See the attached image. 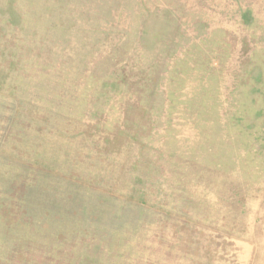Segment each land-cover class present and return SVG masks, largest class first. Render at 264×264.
Segmentation results:
<instances>
[{"label":"rangeland","instance_id":"obj_1","mask_svg":"<svg viewBox=\"0 0 264 264\" xmlns=\"http://www.w3.org/2000/svg\"><path fill=\"white\" fill-rule=\"evenodd\" d=\"M0 264H264V0H0Z\"/></svg>","mask_w":264,"mask_h":264}]
</instances>
